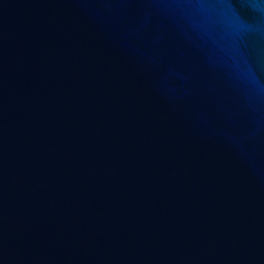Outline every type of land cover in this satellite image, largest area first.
<instances>
[{"label":"water","instance_id":"water-1","mask_svg":"<svg viewBox=\"0 0 264 264\" xmlns=\"http://www.w3.org/2000/svg\"><path fill=\"white\" fill-rule=\"evenodd\" d=\"M0 264H264V0H0Z\"/></svg>","mask_w":264,"mask_h":264}]
</instances>
